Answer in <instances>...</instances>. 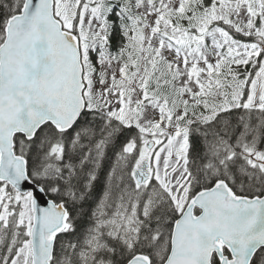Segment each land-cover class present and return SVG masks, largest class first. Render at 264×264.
<instances>
[{
  "label": "snow or ice",
  "instance_id": "6c2138e0",
  "mask_svg": "<svg viewBox=\"0 0 264 264\" xmlns=\"http://www.w3.org/2000/svg\"><path fill=\"white\" fill-rule=\"evenodd\" d=\"M0 264H264V0H0Z\"/></svg>",
  "mask_w": 264,
  "mask_h": 264
}]
</instances>
